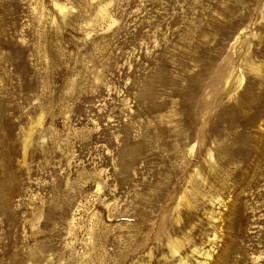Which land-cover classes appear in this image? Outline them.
<instances>
[{"label": "rangeland", "instance_id": "obj_1", "mask_svg": "<svg viewBox=\"0 0 264 264\" xmlns=\"http://www.w3.org/2000/svg\"><path fill=\"white\" fill-rule=\"evenodd\" d=\"M0 264H264V0H0Z\"/></svg>", "mask_w": 264, "mask_h": 264}]
</instances>
